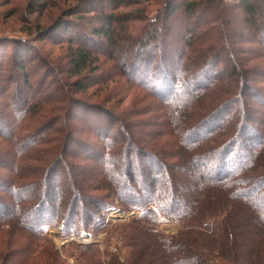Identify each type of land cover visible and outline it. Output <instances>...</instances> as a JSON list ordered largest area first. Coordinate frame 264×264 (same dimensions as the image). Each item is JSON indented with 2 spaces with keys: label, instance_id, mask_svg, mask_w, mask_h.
<instances>
[{
  "label": "trees",
  "instance_id": "obj_1",
  "mask_svg": "<svg viewBox=\"0 0 264 264\" xmlns=\"http://www.w3.org/2000/svg\"><path fill=\"white\" fill-rule=\"evenodd\" d=\"M29 1L30 14L59 3ZM147 1L62 0L48 24L11 37L12 69L0 43V264H143L149 248L170 255L166 264H264V234L245 244L246 221L235 213L247 204L249 220L264 227V0L223 3L225 17L210 9L224 0H160L152 19ZM135 19L145 20L140 34L127 26ZM219 24L239 37L237 47L213 34ZM46 38L67 44L71 77L49 91L28 79L35 59L63 72L48 64ZM89 94L93 103L82 98ZM146 113L144 122L128 119ZM77 120L90 126L85 138ZM143 125L147 142L137 138ZM165 134L173 146L160 142ZM163 168L172 181L154 175ZM185 190L199 196L180 199ZM109 206L133 212L120 233L123 259L96 242L55 247L53 226L65 239L115 228ZM169 218L184 223L176 233L159 228Z\"/></svg>",
  "mask_w": 264,
  "mask_h": 264
},
{
  "label": "rangeland",
  "instance_id": "obj_2",
  "mask_svg": "<svg viewBox=\"0 0 264 264\" xmlns=\"http://www.w3.org/2000/svg\"><path fill=\"white\" fill-rule=\"evenodd\" d=\"M4 1H6V2H4ZM58 1H59V3H55V5H54L55 7L54 6H47V9H48L47 11L45 10L44 12H39L38 14H30V13H28V6H27L28 3L30 2L29 0H0V43L5 48V52H4L5 56H6L5 60L7 62L6 65L9 67V69H12V63L8 58V56L11 54L12 49H13V42H12L13 38H11V37H18L24 31L25 27H28V28L32 27V24H35L37 22H39L40 24H48L50 21H52L54 19L55 15L58 16L59 8L64 7L62 0H58ZM165 1L166 0H163L162 2H165ZM230 1H232V0H224L221 5L219 4L216 8L212 7L210 9L212 11H214V9H215V10H218V12H219V10H223V8H224L225 11L222 13V16L225 17V14H227L226 12H228V10H227V8H225L223 3H225L228 6ZM141 5L143 6V9L146 11L145 16L147 17V19H152L155 16L156 12L159 10L161 3H160V0H148L147 2H142ZM233 16H234V13H233ZM237 17L240 18L241 16L239 15ZM238 21L239 20L235 19V17H234V22H232V25L236 24L239 33H245L246 29L242 25V21H240L239 26L237 24ZM94 23H97V21H95ZM174 23H175L174 27L176 28V24H179L180 20L175 18V19H173V24ZM144 24H145L144 19H135V20L129 21L127 26L133 34H140ZM90 25H91V22H90ZM86 27H89V26H86ZM232 27L235 28V26H232ZM229 30H230V28L227 25L219 24L218 26H216V29L213 31V34L220 37L221 40H223V42H225V44H227L226 46L229 47V45L236 43L235 46L237 47V45L239 43L238 42L239 37L236 34L229 33L228 32ZM174 31H175V29H174ZM58 34H61V32L60 33L58 32L55 35H58ZM22 35H24V34H22ZM1 39H3V40H1ZM29 39L30 40L34 39V36H31ZM247 39H251V38L248 37ZM53 41H60V40H59V38L57 40H51V38H49V39L46 38V40H44L39 45H42L41 47H42L43 51L45 52V54L47 55V60L49 61L48 64L50 63V65H54V67H58V70L62 69V71H63L62 74L61 75L57 74L56 70H55V72H54V70L53 71L48 70L46 67L43 66L44 65L43 62L41 60H38V59L33 60V62H32L33 66H34V67L32 66L33 69L29 70V66L27 67V70H29L28 79L32 82V84L35 83L36 80H39L42 85H44V86L46 85L48 91L52 90V88L54 89V86L57 85L56 81L62 80L65 82H69V80L71 79V77H69L68 74L65 72L66 67L68 65L63 58L65 56V53H66L67 44H65L63 42L53 43ZM35 43L38 44L37 41ZM35 43L33 44V46L37 45ZM241 45L244 48H250V49L252 48V47H250L252 45V42L250 43L249 40L242 43ZM254 50H255V47L253 46L252 51L254 52ZM220 51H222V50H220ZM225 52H227V51H225ZM155 55H159V54L157 53ZM104 65H106V63H104ZM154 67L156 68L155 65H154ZM154 67L150 66V69H154ZM158 68L159 67H157V69ZM162 70L163 69H161V71L159 73L154 72V77L156 78L158 74H161ZM96 73H93V74H96ZM97 74H99V73H97ZM11 75H12V72L9 74V77ZM98 76L99 75H97L96 78ZM115 80H117V79H113V81H115ZM121 82H122V80H121ZM104 85L98 86V87H101V88H99L100 90H95L94 92L96 94L98 93L99 96L106 93L107 91L102 89V88H104ZM109 85L112 87V85L114 86L115 83L114 84L109 83ZM119 86H121V85L119 84ZM92 89H95V87L93 86V88H90L89 91H91ZM132 92H133L134 96L137 94L136 90H134V91L132 90ZM96 94H89V95H91V97L83 95L82 98L84 100L88 101V103H93L92 99L97 98V97H95ZM128 96H130V95L128 94ZM2 97L3 96L0 95V99L3 100L4 97L3 98ZM126 98H128V99H125L123 103H125V101L127 103L130 100L129 97L126 96ZM112 100H114V97L112 98ZM89 101H91V102H89ZM255 108H256V106H255ZM8 111H10V109ZM141 111L144 112L143 108ZM147 116H149V115L146 113V114L142 115L141 117L140 116L139 117L129 116L128 119H130V118H131V120L139 119L142 122H144L145 119H147ZM154 120H158V119L155 118ZM75 124L77 125L76 127L81 129V132L78 130L77 134H79V136L84 137L82 135V132L89 130L90 126L81 120H77V122L75 121ZM141 127H143L142 130H144L145 133H143L142 136L140 134H137V138L141 137L144 141L147 142L149 140V135L146 134L147 133V130L145 129L146 126L143 125ZM169 136L170 135H167V134L163 135L162 140H160V142L161 143L170 142V143H168L169 146H173L174 143L170 141ZM138 140H140V139H138ZM89 142H90V140H89ZM92 142H94V141H92ZM167 155H168V159L171 160L172 154L167 153ZM76 158L77 157L73 154H68L65 156L66 160H73L74 159L75 163H77V161L75 160ZM166 172L167 171L165 170V168H163L161 171H159V173L157 171H155L154 175H156L160 180H163L162 179L163 177H164V179L168 178V180L169 179L171 180L173 178V176L170 177ZM65 180H66L65 178L62 179V182ZM132 183L134 184V185H132L134 187V189L139 190L138 187L136 186V183L135 182H132ZM181 194L183 196H181ZM187 194H188V191L185 190V191L179 192L178 197L180 199L186 198V200H187V198H190V196L195 197V198L197 196H199L198 190H195V192L192 193L190 196H188ZM235 213L238 216L241 215V217H244L245 218L244 220L246 221L245 228H246L247 239L244 240L245 244L250 243V245H251V239L253 238V236L255 234L258 236H262V233L264 234V227L258 226V224H252L251 220H249L250 217L253 218L255 216V213H253L252 209L247 204H243V206H240V207H235ZM105 214H106V219H109V221H113L116 224L115 228L113 227L112 230H110L108 233H104L102 231H99L96 233V232L90 230L88 232H82L78 236L71 235L68 239H65L61 235L60 226L51 227L49 229V235L52 238V240L54 241L55 247L61 248L67 240H75L76 242L84 243V244L96 242L99 246L98 247L99 252H101L102 254L108 255L109 252H115V253H119V255L121 256V257L118 256L120 260L123 259L124 255L127 253L128 250L126 251V247L123 246L124 242H123V238H121L120 233H121V231H123L124 223L129 221L130 218L133 216V212H125V211H122L121 209H119L117 207L115 208V207L109 206L106 209ZM116 222L121 223V224L118 225ZM183 224L184 223L181 221L173 220L172 218H169L168 220L160 223L159 228L165 233H176L179 230V228H181L183 226ZM248 241H250V242H248ZM147 251L149 252L148 253L149 255H147L144 258L145 261H143V264H166L168 262V260L170 259V255H166V253H162L157 248H154V249L149 248V249H147ZM159 252L162 253V258H160L158 261H156L157 258H154L153 256H155V254H158ZM105 255H102L100 258H106ZM72 258L73 257H67L65 264H72V260H73ZM151 259H154L155 263L151 262ZM146 260H149V261H146ZM211 260L215 261L214 259H211Z\"/></svg>",
  "mask_w": 264,
  "mask_h": 264
}]
</instances>
